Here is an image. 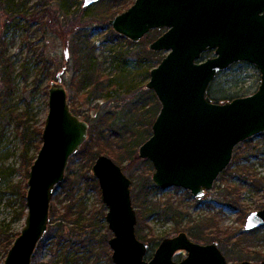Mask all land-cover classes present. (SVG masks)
Returning a JSON list of instances; mask_svg holds the SVG:
<instances>
[{
	"label": "rangeland",
	"instance_id": "374dc122",
	"mask_svg": "<svg viewBox=\"0 0 264 264\" xmlns=\"http://www.w3.org/2000/svg\"><path fill=\"white\" fill-rule=\"evenodd\" d=\"M134 1L125 0L123 2L127 3L123 6L115 3V0H99L96 4L85 7L84 0H11L14 7L11 14L8 7L0 8V34L5 40V46L2 45L4 54L1 55L0 51V70L2 59L6 57L9 58L13 71L12 88L4 81L0 72V264L4 263L10 249H7L4 239L7 236L14 238L13 233L20 234L25 224L22 202L28 192L24 187L28 186L31 165L27 172L23 165L24 155L29 159L37 158L40 150L38 143L42 140V134H38L37 130L45 126L50 106L49 88L53 82H58V76L61 75L67 90L71 110L82 121L87 116L94 118L99 109L98 104H107L112 110L117 109L121 113L126 111L124 117L129 118L133 124L140 118L151 120L152 115L148 111L158 98L155 96L154 99V92L146 84L151 79L150 71L159 64L155 60L165 58L167 52H153L149 46L164 33L154 29L138 42H131L125 37L121 41L110 34V18L116 11L131 7ZM82 37L83 40L88 37L89 42L96 47V64L104 89L100 99L93 103L86 100L87 88L81 91L77 86L79 76L72 50L75 48L74 40ZM123 49L129 50V54L123 59H115L117 51ZM209 52L213 53L211 56H215L213 51ZM260 76L255 65L241 61L230 66L227 71L220 72L208 93L214 97L227 94L233 99L251 95L260 85ZM135 95L149 97L150 101L134 103ZM24 129H28L27 139L21 134ZM248 140L251 141L250 146H257L255 151L250 149L247 155V146L237 150V153L240 152L239 157L243 158L239 165L247 172L240 173V159H235L229 164H233L232 169L220 175L213 189L201 199L178 187L162 189L153 198L157 205L168 202L180 208L184 213L181 228H187L193 223L201 224L200 231L208 235L210 241H194L203 245L218 244L231 263H260L264 260V230L247 234L244 229L248 215L264 208V133ZM86 163L87 159L77 154L68 163L65 176L69 172L74 175L83 172L85 176H82L80 187L76 188L72 196L77 199L72 218L63 221L62 226L58 225L61 219L56 209L64 211V206L71 201V197L68 196L66 187L57 186L51 205L57 212L53 213L51 209V221L42 239L45 243L34 257L37 264H61L60 260L66 253L64 245L67 239L72 240L77 257L87 256L89 261H98L97 264H115L112 254L109 255L102 248L101 238L110 228L107 220H103L97 213L102 201L101 194L94 185L86 184L90 176H94ZM139 167L144 172L148 170L145 164H139ZM125 173L133 180L131 173ZM153 173L154 171L151 177ZM252 175H256L257 181H252ZM222 195L229 196L223 199ZM220 197L223 201H220ZM231 201H234L233 207L226 203ZM135 210H138L136 206ZM81 211L82 215L77 216ZM146 222L140 230L141 236L147 239H141L137 235V227L136 235L148 245L149 240H162L178 234L174 231L175 221L168 220L163 214H152ZM110 232L113 235L111 230ZM69 233H72V238ZM59 236H63L62 244L57 241ZM156 248L148 249L145 258L151 259ZM237 253L243 254L246 259L237 260L232 257V254ZM184 257L183 253L175 254L176 260ZM76 264L85 263L79 260Z\"/></svg>",
	"mask_w": 264,
	"mask_h": 264
},
{
	"label": "water",
	"instance_id": "95a60500",
	"mask_svg": "<svg viewBox=\"0 0 264 264\" xmlns=\"http://www.w3.org/2000/svg\"><path fill=\"white\" fill-rule=\"evenodd\" d=\"M97 2L84 0L85 7ZM109 24L131 42L165 29L149 46L167 55L150 71L146 84L161 109L152 135L138 148L139 157L153 163L152 181L160 189L184 188L203 198L232 162L236 146L264 133V0H135ZM209 51L215 56L202 60ZM241 61L260 71L258 89L214 102L208 95L212 83ZM57 80L49 88L43 142L31 164L25 224L3 264H32L48 231L55 190L64 182L70 159L88 139L89 123L71 111L61 75ZM93 164L113 233L109 246L115 264H264L231 263L218 244L203 245L185 231L163 238L151 259L145 258L149 245L136 235L132 179L108 155L98 156ZM259 227H264V208L248 215L244 229ZM178 251H186L185 257L176 260Z\"/></svg>",
	"mask_w": 264,
	"mask_h": 264
},
{
	"label": "trees",
	"instance_id": "16d2710c",
	"mask_svg": "<svg viewBox=\"0 0 264 264\" xmlns=\"http://www.w3.org/2000/svg\"><path fill=\"white\" fill-rule=\"evenodd\" d=\"M123 1L125 0H121L120 2L119 0H115V3L117 4L121 3V5L126 6L127 2H123ZM12 2L11 0H0V8L1 7L3 8L4 6L8 7L7 9H10V12L9 11L8 12L11 14L14 10V7H12L13 5L11 4ZM124 10L126 9H121V10L116 11L115 14H113L114 16H112V18L121 14V12ZM38 15H41V14L38 13ZM80 31H82V29L79 30L77 33H79ZM110 34L113 35L111 37L119 39L121 41L124 39L123 36L121 37L119 34L114 32L112 28L110 29ZM1 36L2 35L0 34V51L2 52L1 53L2 55L4 54L3 52L5 51L4 49L2 50V45L3 47L5 46V40H3L2 38L3 36L2 37ZM74 42H75V46H74L75 48H73L74 50H72V53L74 55V58H76L75 60L77 62L76 67H75V69H77L78 71V76H79L78 78L79 80L77 81V86L79 90L81 91L82 89L87 88L85 92L86 100H88V102L90 103H93V101H98L100 99L104 91L101 74L96 64V61L98 58L95 56L96 47L93 46V43L89 42L88 37L85 40H83V37L79 38L77 40H74ZM127 54H129V50L127 49L118 50L117 53L114 55V57L115 59L116 58L123 59ZM211 55H213V53L208 52L207 54L203 55L202 60L212 57ZM162 59H157L155 60V62L160 63ZM2 61H3V64H1V70H0L1 76L4 79V81L7 82L9 87L12 88V79H11V76L13 74V71H11L12 64L9 61V58H6V57L5 59H2ZM146 91L150 92L149 90H146ZM208 95L216 103L232 101L233 99L232 96H229L227 94H221V95H218L217 97H214L212 94H209V93ZM142 97L143 96L141 95H135L134 97L135 100L133 102L135 103L136 101H143L144 103H146L150 101L149 97H144V98ZM153 97L154 99H156L155 95H153ZM98 105L97 107H99V109H97L98 112L96 113L94 118H91L89 116L85 117L86 118L85 121L89 123V130H88L89 135H88V139L84 142V145L82 146V148L76 154L77 156H80L81 158L87 159L86 164L88 166V169H92L94 165L93 163L95 162V159L98 156L108 155L109 157L113 159L115 163H118L122 167L124 173L129 172L132 174L133 180L131 184L134 187L131 190L132 204L134 205V207L136 206L138 208V210L136 211L137 235H139L141 239L146 240L147 237L141 236V230H140L141 227H143V225H146L147 223L146 221H148V219L151 217L152 214H157L160 216H162L163 214L168 220L175 221V227H174L175 233H180L185 230L187 232V235H189L190 238L193 240L210 241V239H208L207 237L208 235H205L203 234V231L202 232L200 231L202 229L201 224L192 222L193 225L188 226L187 228L185 227L181 228L182 227L181 223H182V220L184 219V213H182V211H180V208L178 206H175L174 203L167 202L164 204L159 203V205H157L153 202V198L157 197L163 190L157 187L155 183H153L152 181L151 173L154 171L153 163L151 161L141 159L139 157L138 148L143 143H145L148 140V138L152 135V131H153L152 126L154 122L156 121L157 119L156 117L161 109L159 101L158 100L154 101V104L152 106L150 105L151 107L148 112H151L150 113V115H152L151 120L150 119L145 120V119L140 118V120L134 124L129 118L124 117L125 115L124 113L126 111L124 113H121L117 109L112 110V107L108 106L107 104L99 105V106ZM147 124L149 127L147 126ZM27 130L28 129H24V131L21 132V134L24 136V139H27L29 136L27 133ZM42 131L43 129L37 130L38 134L40 135L42 134ZM42 142L43 140H41L38 143L39 149H41ZM250 144H251V141L246 140L244 141V143H241L238 146H236V149L233 155L234 159L232 162H234L235 159H240L238 162V165H239V163L243 160L242 157H239L240 152L238 151L237 153V150L240 147L241 148L245 146L248 147V150L245 151L247 155H248L247 151H249L250 149L251 151H255L257 146L253 147L252 145L250 146ZM33 160H34L33 157L29 159L28 156H26V154L24 155L23 165L24 167H26L27 172L29 171L30 165ZM139 164H145L148 170H146V172L140 170ZM231 167H233V164L232 166H228L224 170V172L221 173V175L225 174L226 172H229L230 169H232ZM238 169L241 174H243V172H247L245 171V168L243 166L239 165ZM82 176H85L83 175V172L80 174L79 173L75 174V175L69 172V174L66 175L64 182L59 184L60 187H66L68 196L71 197V201L64 206V211L60 209H56L54 206H52L51 208L53 213L58 211L60 215V219H61L60 222L58 223V225L60 226L63 225V221H65L66 219L71 220L70 218H72L73 207L76 205V200H77L72 196H74L73 194L76 188L80 187ZM27 177L28 175L26 176V178ZM247 177H249V175ZM251 178H252V181L254 180L257 181L256 175H252ZM86 184L94 185V187H96V189H98V192L101 194L100 185H99L98 179L95 178V176H90V180H87ZM24 189L27 190L29 188L28 186H25ZM227 196L229 195H226L224 197L222 195L221 197H223L224 199ZM221 197H220V201H223ZM226 203L229 204V206L231 207H233L234 205V201H231L230 203L228 202ZM22 205H23L22 215L26 216L27 204L24 198H23ZM98 212L101 215L102 219L105 220L106 219L105 215L107 213V207L103 204V201H100V208H98L97 213ZM80 213L81 214H77V216L82 215L83 212L81 211ZM259 230H264V227H259V229L250 230L249 232H247V234H256V233H259ZM107 231H108L106 232L107 234H105L101 238L103 241L102 248L105 249L110 255L112 254V249L109 248V240L112 234L109 229H107ZM69 234L71 235L70 238H72V233H69ZM18 235L19 233H13L12 236L14 238H9L7 236L4 239V243H6L7 249L11 248V246L13 245L14 239ZM67 240H68L67 243L64 245V248L66 249L65 250L66 253L60 260L61 264H76V262L77 261L79 262V260H83L85 264H97L98 261L97 262L89 261L87 256L83 255V256L77 257L78 253L77 251H74L73 249L74 247L72 244V240L70 239H67ZM162 240L159 238L158 240H155V239L149 240L150 242V245L148 246L149 250H153L154 248H156V246ZM57 241L60 242V244H62L61 241H63V236H59ZM44 243L45 241L41 240L38 248L35 251L36 255L39 253L38 251L42 249ZM243 256L244 255L241 253L232 254V257H234L237 260L246 259ZM35 261H36V258H34V261L32 263L37 264L35 263Z\"/></svg>",
	"mask_w": 264,
	"mask_h": 264
},
{
	"label": "flooded vegetation",
	"instance_id": "af4514ba",
	"mask_svg": "<svg viewBox=\"0 0 264 264\" xmlns=\"http://www.w3.org/2000/svg\"><path fill=\"white\" fill-rule=\"evenodd\" d=\"M160 31H161V30H160ZM162 32L165 33V29L162 30ZM177 253H183V254L185 255V254H186V251H178V252H176V254H177ZM174 257H175V256H174Z\"/></svg>",
	"mask_w": 264,
	"mask_h": 264
},
{
	"label": "bare ground",
	"instance_id": "6f19581e",
	"mask_svg": "<svg viewBox=\"0 0 264 264\" xmlns=\"http://www.w3.org/2000/svg\"><path fill=\"white\" fill-rule=\"evenodd\" d=\"M29 178V177H28Z\"/></svg>",
	"mask_w": 264,
	"mask_h": 264
}]
</instances>
